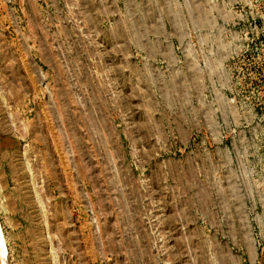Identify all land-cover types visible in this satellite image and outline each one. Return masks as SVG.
<instances>
[{
    "label": "rangeland",
    "instance_id": "1",
    "mask_svg": "<svg viewBox=\"0 0 264 264\" xmlns=\"http://www.w3.org/2000/svg\"><path fill=\"white\" fill-rule=\"evenodd\" d=\"M0 225V264H264V0H0Z\"/></svg>",
    "mask_w": 264,
    "mask_h": 264
},
{
    "label": "bare ground",
    "instance_id": "2",
    "mask_svg": "<svg viewBox=\"0 0 264 264\" xmlns=\"http://www.w3.org/2000/svg\"><path fill=\"white\" fill-rule=\"evenodd\" d=\"M0 250H1L0 257H4L2 255H5V253H6V247L3 244V236H2V231H1V225H0Z\"/></svg>",
    "mask_w": 264,
    "mask_h": 264
}]
</instances>
